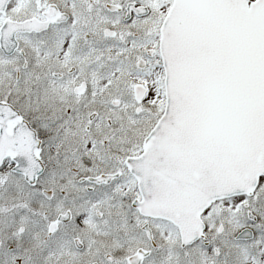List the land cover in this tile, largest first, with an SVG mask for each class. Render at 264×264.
<instances>
[{
	"label": "snow or ice",
	"instance_id": "1",
	"mask_svg": "<svg viewBox=\"0 0 264 264\" xmlns=\"http://www.w3.org/2000/svg\"><path fill=\"white\" fill-rule=\"evenodd\" d=\"M0 264H264V0H0Z\"/></svg>",
	"mask_w": 264,
	"mask_h": 264
}]
</instances>
